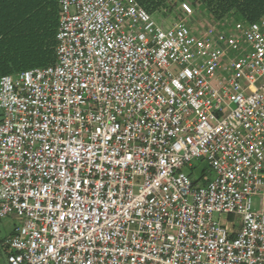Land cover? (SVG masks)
I'll return each mask as SVG.
<instances>
[{"label": "built area", "instance_id": "1", "mask_svg": "<svg viewBox=\"0 0 264 264\" xmlns=\"http://www.w3.org/2000/svg\"><path fill=\"white\" fill-rule=\"evenodd\" d=\"M55 1L54 64L0 77L6 264H264V17Z\"/></svg>", "mask_w": 264, "mask_h": 264}, {"label": "trees", "instance_id": "2", "mask_svg": "<svg viewBox=\"0 0 264 264\" xmlns=\"http://www.w3.org/2000/svg\"><path fill=\"white\" fill-rule=\"evenodd\" d=\"M152 17L171 0H136ZM212 21L254 22L264 17V0H197ZM55 0H0V77L55 62Z\"/></svg>", "mask_w": 264, "mask_h": 264}, {"label": "rangeland", "instance_id": "3", "mask_svg": "<svg viewBox=\"0 0 264 264\" xmlns=\"http://www.w3.org/2000/svg\"><path fill=\"white\" fill-rule=\"evenodd\" d=\"M181 1L189 2L192 5V15L190 18V23L193 25V27H204L208 25H212L215 22L210 19V17L203 11H201L199 7V2L197 0H171L167 3V8L165 10L159 11L153 15V19L156 22H161L163 19L165 20L164 26L165 28L169 27L172 20H178L181 18H184V15L181 13L179 9V3ZM234 19L229 18L226 19V23L232 22ZM206 171V167H204V164L201 163L197 166L195 170V176L198 177L200 175L201 171ZM258 198H253V206L254 208H257ZM217 218V217H216ZM222 219L227 221L228 223L238 222L239 220L233 216H222ZM18 224V221L12 219V218H5L0 220V241H2L5 237L9 235V233L13 230L14 225ZM5 257H4V251L0 248V264H6L5 263Z\"/></svg>", "mask_w": 264, "mask_h": 264}, {"label": "crops", "instance_id": "4", "mask_svg": "<svg viewBox=\"0 0 264 264\" xmlns=\"http://www.w3.org/2000/svg\"><path fill=\"white\" fill-rule=\"evenodd\" d=\"M11 233V232H10ZM9 233V234H10ZM5 239V238H4ZM4 239L2 240V241H0V248L1 249H3V251H4V257H5V250H4V247H3V241H4ZM6 263V262H5Z\"/></svg>", "mask_w": 264, "mask_h": 264}]
</instances>
